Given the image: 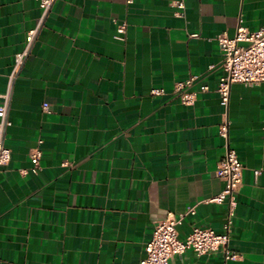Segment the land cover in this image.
<instances>
[{"label": "crops", "instance_id": "obj_1", "mask_svg": "<svg viewBox=\"0 0 264 264\" xmlns=\"http://www.w3.org/2000/svg\"><path fill=\"white\" fill-rule=\"evenodd\" d=\"M185 4L179 14L173 0H55L11 79L42 10L39 0H0L12 152L0 166V264H139L169 214L184 215L182 238L194 226L221 231L230 203L207 200L224 188L228 142L244 167L229 243L239 257L187 250L170 264H264V82L234 83L228 104L216 89L218 36L260 29L264 0ZM192 76L193 89H209L186 105L173 89Z\"/></svg>", "mask_w": 264, "mask_h": 264}, {"label": "built area", "instance_id": "obj_2", "mask_svg": "<svg viewBox=\"0 0 264 264\" xmlns=\"http://www.w3.org/2000/svg\"><path fill=\"white\" fill-rule=\"evenodd\" d=\"M128 4L134 0H126ZM55 0H39L42 15L35 27L30 29L26 35V45L22 52L17 54L14 71L11 79L24 62L30 48L38 34L45 18L50 11ZM173 4L179 9L178 13L182 14L185 10V0H173ZM126 30V23L118 27L119 36ZM223 58L221 66L223 75L217 84L223 103L228 104L231 87L234 83L241 82L245 84H255L264 82V24L255 31L240 25L234 36L220 34L218 36ZM197 77L192 76L185 81L177 82L174 86L173 93L180 98L181 102L186 105H193L198 97L199 92L207 91L209 86L200 85L199 88L193 89ZM164 88H155L152 94H164ZM10 92L3 94V102L0 105V166L7 165L12 159L11 149L5 145V128L7 126V112L9 108ZM48 109V104H44ZM220 134L229 140V123L225 121L220 125ZM41 149L35 148L31 152L33 166L31 171L37 172L40 169ZM243 164L240 162L238 153L235 148L228 142L227 153L220 160L217 175L224 182L222 191L209 198L207 201L223 203L229 201L230 211L226 221L223 223L222 230L216 231L211 227L194 226L193 229L185 236L180 237L178 225L182 223L183 216L176 217L169 214L166 218L156 222L151 237L145 245V256L139 264H170V259L175 255H182L187 250H193L197 255L210 254L213 252L223 251L227 259L239 257V253L229 247L231 230L233 223V208L236 204L237 186L242 181ZM196 209L190 206L185 214H195Z\"/></svg>", "mask_w": 264, "mask_h": 264}]
</instances>
